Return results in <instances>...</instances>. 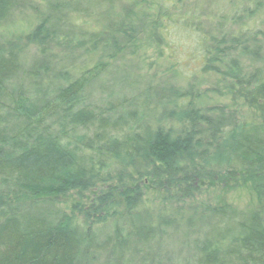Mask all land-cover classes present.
<instances>
[{
	"label": "trees",
	"instance_id": "obj_1",
	"mask_svg": "<svg viewBox=\"0 0 264 264\" xmlns=\"http://www.w3.org/2000/svg\"><path fill=\"white\" fill-rule=\"evenodd\" d=\"M209 1L0 0V264H264V3ZM178 34L232 112L135 72Z\"/></svg>",
	"mask_w": 264,
	"mask_h": 264
},
{
	"label": "rangeland",
	"instance_id": "obj_2",
	"mask_svg": "<svg viewBox=\"0 0 264 264\" xmlns=\"http://www.w3.org/2000/svg\"><path fill=\"white\" fill-rule=\"evenodd\" d=\"M98 1L101 3V1L103 0H95L94 4L98 3ZM117 1L132 5L141 18L145 14L150 13V11L154 9L155 4L159 2V0ZM261 1L264 3V0ZM209 2V5H212L216 2V0H210ZM229 4L230 3L228 1L227 5ZM100 6L101 5L91 8L94 11L104 10ZM260 9L261 11L263 10L264 13V7L262 6ZM227 11H230V8H227ZM31 13L32 12L28 11L26 15L29 16L31 15ZM260 24H258V26ZM252 26L256 25L253 24L251 25V27ZM94 27L95 26H92V24L89 22V28L94 29ZM175 39L178 40V44L179 42L187 44V46H185L184 48L180 47V49L175 51L176 59H172L169 56L160 58L157 53H155V51L149 50L147 52L146 58L143 59V61L139 60V56L135 57L134 61L136 62H133L136 65H133L135 72L145 76L147 75L149 77L156 78L158 80H170L177 84H187L190 80H195L196 87L201 94V98L198 102L200 106L209 110L212 115H215L220 110H231L232 105L230 96L226 90V84L222 77L213 71L204 74L199 71V61L192 57L193 54H191L190 50V45L192 48V43L194 41H191L192 39L189 38L181 37L179 34L175 37ZM187 49L189 50V52H187ZM168 51H165L166 55L175 53L174 51ZM140 61L143 63H141ZM171 67L173 68V70H169ZM158 90L166 91L164 88H158ZM230 112H232V110ZM245 114H249V110H242V115L245 116ZM142 188L146 201H154L156 199L157 193H154L151 190V184L142 186ZM74 200L77 201V198H73L72 195L66 196L65 199L59 200L60 206L64 209H69ZM227 200L229 203H233L240 209L247 208L248 206L254 204V200L246 187H238L237 189H235L233 192H231V194L228 195ZM175 252L178 258V250Z\"/></svg>",
	"mask_w": 264,
	"mask_h": 264
}]
</instances>
